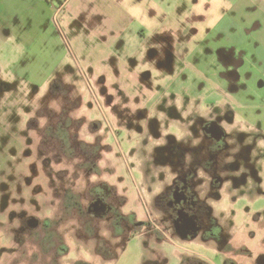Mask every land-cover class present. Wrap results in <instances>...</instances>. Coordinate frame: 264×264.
<instances>
[{"label": "rangeland", "instance_id": "374dc122", "mask_svg": "<svg viewBox=\"0 0 264 264\" xmlns=\"http://www.w3.org/2000/svg\"><path fill=\"white\" fill-rule=\"evenodd\" d=\"M69 2L60 9L61 0H0V264H57L54 252L59 264L179 258V245L155 243L145 231L128 240L127 228L117 238L116 222L124 215L126 227L128 213L142 222L162 220L160 203L191 174L201 204L220 194L203 205L210 215L200 217L202 229L220 227L248 245L251 260L258 256L264 249V0H233L223 21L226 32L243 36L226 37L238 46L232 59L243 62L234 79L239 87L230 91L225 85L234 81L213 61L212 43H205L207 53L197 44L180 50L182 13L163 29L169 36L121 50L93 34L88 21L83 28L84 16L72 11L77 0ZM256 21L259 29L250 31ZM187 53L216 74L200 72ZM211 84L215 92L208 95ZM221 117L225 147L202 130ZM97 203L110 210L106 218H88L87 207ZM25 213L41 219L37 229H23ZM184 245L215 256L201 236Z\"/></svg>", "mask_w": 264, "mask_h": 264}, {"label": "flooded vegetation", "instance_id": "af4514ba", "mask_svg": "<svg viewBox=\"0 0 264 264\" xmlns=\"http://www.w3.org/2000/svg\"><path fill=\"white\" fill-rule=\"evenodd\" d=\"M258 24H259V21H256L254 23V27H258L257 26ZM184 29L186 32H197V29L194 27L186 26ZM210 33L211 32L209 31L206 34V36L203 37L201 40H199L196 44L200 48L201 52L203 50L204 53H207L205 51L206 50L205 43H208V44L212 43L211 51H214V52L211 55L213 57V61L215 63H219V61H221L219 63V66L223 67L225 71L228 73V75L231 76L232 81H234V79L238 77L237 70L240 75L239 70H241L243 62L240 59L237 61H234L230 55V50H232V48H238V46L234 44H230V41L228 38L219 37L218 34L212 35V40L209 41V38L207 37V35H209ZM221 38L223 39L221 40ZM185 39L186 41L185 43H183V46L180 48V50L184 47L189 46V43L187 41L188 40L187 36H185ZM237 51H239L240 54L244 53V51L241 50L240 48ZM189 57L192 58L190 60L193 61L191 62L193 66L197 68L200 72L208 71V72H211V74H216L215 71H217V69L211 68L208 62H204L200 60V57L198 58L195 57L193 59V53H190V54L187 53L186 58L189 59ZM245 57H246V53L243 54V59H245ZM1 85H2L1 86L2 90H5L4 87H8L7 85L3 83H1ZM225 87L230 91L231 89H234V90L237 89L239 86H237V84H235V81H234L231 83V85L226 84ZM54 88L56 89V87ZM205 88L211 91V92H207L208 95L215 92V90L213 89L214 85L212 84L209 86H206ZM217 92L220 94V91H217ZM236 95L237 94H233L234 97H236ZM255 99H256V96H255ZM235 113H236V109L234 111L232 110V113L230 114L232 121H234L233 116L235 115ZM226 121H227L226 117H221L220 119H217V120L205 121L203 125V128H204L202 129L203 133L207 135L208 137H210L211 139H214V140L219 139V147L226 146V144H224L222 141L225 138V136H228V132L225 129ZM90 129L94 130L93 126H91ZM252 136L256 138L258 136L261 137L262 135L255 134V133H248V138ZM95 167H96V164H95ZM195 176L191 174L190 178L192 179ZM190 178L185 179V181L183 180L182 182L181 181L178 182V185L175 188H172L168 197L165 198L164 200L165 202L160 203V208H159L157 215H163L162 220H159L153 217L152 222H142V221H139L133 218L131 213H128L126 215H130V218L127 220L128 224L125 227L123 225V220H125L126 218L124 217V215L123 216L119 215V218L117 219L118 222H116V228H118L119 226L121 230L119 234H116V237L120 238L121 237L120 235L124 233L127 228H129L130 234L128 235V238H127L128 240H131L137 234L145 231L148 233V237H151V238L153 237V240L155 241V243H163L164 241H167L169 243L179 245L180 247V245H182L184 241L186 242L188 240L190 241L197 240L201 236V240L203 241L204 239L208 244L205 247L209 246L210 248L212 246V248L215 250L214 251L215 256L211 257L212 259H216L217 256L219 255L220 258L221 257L223 258V261L225 264H228L229 262H232L234 264L235 263L239 264L240 262H244L245 260H247L249 257H251V252L247 248L248 245L246 243H243L241 245L237 244L235 240L232 238L233 236L231 234L227 236L225 233H223V229L222 228L220 229V227H218L217 229H214V228L213 229L211 228L202 229L204 225V220L202 221V218L200 217H203L204 215L206 219H209L208 215H210L209 212L206 213L201 210L203 209V205L209 204L208 199H215V200L219 199L220 194L217 193L215 197L206 196L205 200L201 204L202 197L200 196L195 185H193L192 180H190ZM104 185H106V183ZM102 186L103 185H101V187ZM203 187L204 189H208L206 186H204V184H200L199 188L202 189ZM6 199H8L7 196H6ZM104 200L105 202L106 201L108 202V203L106 202L105 204L111 210L112 207H110V205H114L112 203L111 198L108 196L107 197L104 196ZM110 210L102 211V208L98 203L92 204L91 206L87 207V216L88 218H90L93 216L92 214H95L94 216H96L97 218L98 217L100 219L106 218L109 215ZM7 214L8 213L5 212V215ZM34 220L36 221L35 224H34ZM19 221L24 230H29L31 227H36L34 229H37V227L42 223L41 219L37 216V214H34V213H31V214L25 213V215H22V217L19 218ZM211 221L213 222L212 219ZM119 223L121 225H118ZM164 223L166 227H164L163 225ZM145 226H149L148 229L144 230ZM65 246L67 245L65 244L62 246L57 245L56 246L57 251H59L60 248H65ZM69 250L70 249H68V252ZM65 251H67V249ZM195 252L196 251L190 249L189 252H184L183 255L180 254L181 261L187 262L189 264H211L209 262L210 260L206 258V256L196 254ZM54 253H56L57 256L56 254H54V255H51V257L53 258L54 256H56L55 262L59 264V259H58L59 255L57 252H54ZM261 254L263 253H260L258 256H260ZM165 256L166 257H163V260H160L158 258L159 261L154 262L152 264H162V261L164 263L166 262L170 263L171 258L178 259L174 255H171L169 257L167 255ZM241 258L242 259L245 258V260L242 261Z\"/></svg>", "mask_w": 264, "mask_h": 264}, {"label": "crops", "instance_id": "0c3cea01", "mask_svg": "<svg viewBox=\"0 0 264 264\" xmlns=\"http://www.w3.org/2000/svg\"><path fill=\"white\" fill-rule=\"evenodd\" d=\"M69 1L61 0L60 9ZM234 6L233 0H77L72 11L75 16H84L83 28H86L85 20L88 21L91 25V32L98 34L101 41L114 45V49H118L117 45L120 44L122 50L121 45L126 43L135 41L143 43L150 38L169 36V32L166 34L162 31L170 29L169 24L176 12L182 13L180 19L182 24L197 29V32L185 31L189 45L196 44L209 31L214 30H217L219 37L222 34L224 35L222 37L234 35L236 36L234 41L239 40L243 36L234 31L229 34L225 31V24H223L227 13L229 14ZM94 20H98V22L94 23ZM252 29L259 28L249 27L250 31ZM180 247L183 249V253L190 250L186 246ZM208 248L209 246L205 247V249ZM261 251L263 254L260 256L255 255L256 257H253L252 260L249 258L239 264H264V249ZM195 253L206 256L211 264H225L219 255L216 259H212L204 252ZM167 254L171 256L173 253ZM180 254L178 264H189L181 261ZM228 264L234 263L229 262Z\"/></svg>", "mask_w": 264, "mask_h": 264}]
</instances>
